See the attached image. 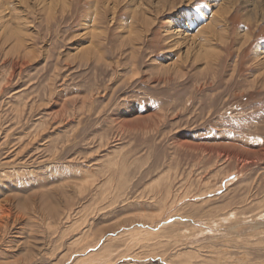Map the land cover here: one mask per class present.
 <instances>
[{"label":"rangeland","instance_id":"rangeland-1","mask_svg":"<svg viewBox=\"0 0 264 264\" xmlns=\"http://www.w3.org/2000/svg\"><path fill=\"white\" fill-rule=\"evenodd\" d=\"M131 1L0 0V264H264V0Z\"/></svg>","mask_w":264,"mask_h":264},{"label":"bare ground","instance_id":"bare-ground-1","mask_svg":"<svg viewBox=\"0 0 264 264\" xmlns=\"http://www.w3.org/2000/svg\"><path fill=\"white\" fill-rule=\"evenodd\" d=\"M136 0H132L131 1V4H133L132 2H135ZM143 1V0H140V2ZM173 1H176V0H156V3L157 4H163V7L165 8V5L164 4H167V5H170V4H173L172 2ZM193 1L195 0H185V2H188V3H192ZM260 2H262V0H259ZM145 2V1H144ZM137 2H135L134 4H136ZM155 3V5H156ZM176 3V2H175ZM176 5V4H175ZM154 6V3L153 5ZM159 7V6H158ZM161 9V8H160ZM166 9H170V7H167ZM150 10V9H149ZM211 10V6L208 5L206 6L205 8H202L200 10H198V12L196 13H193L194 16H192V19L190 18L189 15H185L186 17L184 18V20L186 19V21L184 22L183 21V18L181 17V15H179L180 17H178V19L174 18V25L173 27H175V29L171 30V33L172 34V39H174V41H176V43H174L173 45L174 46H177L180 41L184 40V41H187L189 44L192 42H194V38L196 36V33L191 35L189 34L190 32H193L194 31V28L197 27V21L198 20H203L205 17H206V12H210ZM230 9H226L225 11H223L220 15H225L226 13H228ZM155 12V11H154ZM135 13H137L135 11ZM153 13V12H152ZM145 15V14H144ZM147 22V21H146ZM172 23V22H171ZM190 24H191V27H190ZM148 25V24H147ZM146 26V25H145ZM184 27L187 29H184ZM11 36V35H10ZM209 42V43H208ZM202 45L201 47H205V46H211V40L209 38H204L202 40ZM212 48V47H211ZM213 51V49H212ZM211 51V52H212ZM212 55L210 56L211 58L214 57L215 55V52H212L211 53ZM258 56H259V53H258ZM3 210L4 208L3 207H0V217L3 215Z\"/></svg>","mask_w":264,"mask_h":264}]
</instances>
